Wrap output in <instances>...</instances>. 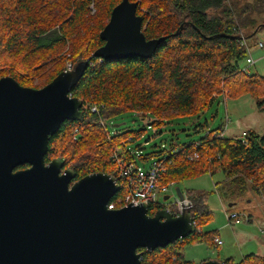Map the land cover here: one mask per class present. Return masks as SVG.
<instances>
[{
  "label": "trees",
  "instance_id": "1",
  "mask_svg": "<svg viewBox=\"0 0 264 264\" xmlns=\"http://www.w3.org/2000/svg\"><path fill=\"white\" fill-rule=\"evenodd\" d=\"M120 1L0 0V77L10 75L21 85L39 88L68 63L74 66L88 60L83 76L70 92L85 104L83 116L62 123L50 136L44 158L47 162L60 157L64 167L74 171L73 180L99 171L113 175L120 189L110 201L125 193L111 154L116 148L125 149L127 137L131 136L132 142L143 130L112 126L111 131L112 120L134 112L149 114L153 120L148 126L159 128L167 121L204 112L220 94L226 99L246 93L264 97V75L241 69L247 53L238 35L242 32L248 41L254 35L245 33L248 26L264 28V23H256L249 14L252 9L264 8V0L238 7L228 0H132L138 4L136 13L142 17L146 39L163 40L149 58L100 61L92 54L103 44L99 33ZM89 105L98 110L91 111ZM221 132V128L210 130L197 141L162 149L161 156L155 158L164 160L160 183L176 184L221 172L224 179L214 184L221 195L242 197L251 190L264 199V134L248 129L242 139ZM133 148L141 150L139 145ZM152 155L156 154L140 152L139 156L147 160ZM182 193L192 204L189 212L194 232L163 248L140 249V264H193L184 258L186 245L205 240L219 246L214 243L217 231L202 230L213 218L206 192L187 189ZM149 207L148 214H153L166 205L157 202ZM168 208L174 211L172 206ZM221 263L264 264V254L248 253L237 261L227 257Z\"/></svg>",
  "mask_w": 264,
  "mask_h": 264
},
{
  "label": "water",
  "instance_id": "2",
  "mask_svg": "<svg viewBox=\"0 0 264 264\" xmlns=\"http://www.w3.org/2000/svg\"><path fill=\"white\" fill-rule=\"evenodd\" d=\"M137 6L121 0L113 7L93 57L152 56L163 37L146 39ZM88 64L79 61L39 88L0 77V264H140V249L163 248L195 230L189 210L108 208L120 189L109 173L73 180L60 157L45 162L50 136L83 116V101L70 92ZM176 193L182 198L179 188Z\"/></svg>",
  "mask_w": 264,
  "mask_h": 264
},
{
  "label": "rangeland",
  "instance_id": "3",
  "mask_svg": "<svg viewBox=\"0 0 264 264\" xmlns=\"http://www.w3.org/2000/svg\"><path fill=\"white\" fill-rule=\"evenodd\" d=\"M228 1L233 6L238 7L253 0ZM249 14L255 19L256 23H264V8L262 6L261 10L252 9ZM245 33H254L253 37L258 40L257 42L264 43V28L257 30L248 26ZM256 46L251 52L248 51L252 63L247 64L244 60L243 68L248 72H257L264 75V47ZM259 102H261V105H259ZM152 120V116L149 114L128 113L112 120L109 128L110 130L112 126L116 129L136 130L143 128L141 136L129 142V145L132 147L139 145L141 147L140 152L143 154L155 153L156 155H152V159H155L161 156L158 153L162 149L167 151L172 144L179 146L185 142L197 141L210 130L222 129L226 124L225 134L228 137H239L241 132L244 131L243 129H252L263 135L264 97L257 99L246 93L235 99H226L223 94H220L214 98L204 112L198 115L167 121L159 128L151 125L147 127ZM198 124L203 126H196ZM140 158L141 156L137 159L138 165L145 169L148 168L152 159L146 161ZM223 179V174L217 172L212 176L204 174L196 178L186 179L174 186L175 193L176 188L181 189L183 192L187 189L206 192V202L212 210L213 218L210 223L202 227V230H215L222 240V244L219 246H212L206 243L205 240L186 245L182 251L184 258L193 264L208 259L223 260L225 257H232L237 261L248 253L264 254V247H262L264 242V199L251 190H248L242 197L221 195L214 188V184ZM168 195L169 198L164 196V198H167V203L173 200V190L169 191ZM160 199H163L162 195ZM231 211L239 214V223L236 224L228 220ZM248 215L252 217L251 221L245 218Z\"/></svg>",
  "mask_w": 264,
  "mask_h": 264
},
{
  "label": "built area",
  "instance_id": "4",
  "mask_svg": "<svg viewBox=\"0 0 264 264\" xmlns=\"http://www.w3.org/2000/svg\"><path fill=\"white\" fill-rule=\"evenodd\" d=\"M238 35L240 38L239 42L241 45L245 46L247 53V56L244 60L247 64H250L252 63V60L248 56V51L250 50L249 43L244 38V34L242 32H239ZM257 45L259 47H264V43L262 42H258ZM97 59H99L100 61L102 60V58ZM73 67V65L68 64L66 69H72ZM241 69L247 74L250 73L245 68H243V66ZM85 107L86 106L83 103L82 110L85 109ZM89 108L91 111L98 110V107L96 105H89ZM226 126L227 124L222 128L221 134L225 132ZM245 136L246 131H243L240 138L245 139ZM131 140L132 137L129 136L127 141L123 143L125 145V149L116 148L111 154V158L116 165L117 176L124 182L125 193L121 198H118L117 201H109L108 208H118L126 206L128 204H147L148 206H152V204L160 202L161 204L166 205V207L172 206L174 208V211H172V213L175 215L182 210H189V208L192 206L191 201L185 193H183L182 198H180L177 193H175V182H170L168 184L160 183L164 160L161 158L158 160L152 159V157H150L152 159V162L149 164L148 168L145 169L144 167H141L137 162L140 151L129 145V142H131ZM193 156L196 157L197 154L195 153ZM171 190H173V200L172 202L167 203V198L170 197L168 195V192ZM161 195L163 196V199H160ZM164 196H167V198H164ZM116 203L119 204L118 207H115ZM228 218L231 219L230 222L232 221L236 224L240 222L239 214L235 211L230 212ZM214 243L216 245H221L222 240L219 237H215Z\"/></svg>",
  "mask_w": 264,
  "mask_h": 264
},
{
  "label": "crops",
  "instance_id": "5",
  "mask_svg": "<svg viewBox=\"0 0 264 264\" xmlns=\"http://www.w3.org/2000/svg\"><path fill=\"white\" fill-rule=\"evenodd\" d=\"M258 40L256 39V38H254V37H251L249 40H248V43H249V46H250V52H251V50L252 49H254L255 47H257L256 45H257V42ZM251 73V72H250ZM252 73H254V72H252ZM244 131H246L245 129H243ZM243 132V131H242ZM241 132V133H242ZM257 132V131H256ZM258 133V132H257ZM225 136H227L226 134H225ZM240 136H241V134H240ZM239 136V137H240ZM232 137V136H231ZM234 137H238V136H234ZM232 212V211H231ZM251 217V216H250ZM252 218V217H251ZM229 220V219H228ZM220 237V236H219ZM264 241V240H263ZM191 245V244H190ZM262 247H264V242H263V244H262ZM264 249V248H263ZM226 258V257H225ZM219 261H221V260H219Z\"/></svg>",
  "mask_w": 264,
  "mask_h": 264
}]
</instances>
